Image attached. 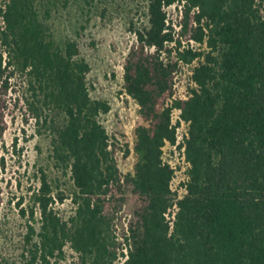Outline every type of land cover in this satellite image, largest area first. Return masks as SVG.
<instances>
[{"label": "trees", "instance_id": "16d2710c", "mask_svg": "<svg viewBox=\"0 0 264 264\" xmlns=\"http://www.w3.org/2000/svg\"><path fill=\"white\" fill-rule=\"evenodd\" d=\"M143 1L148 26L133 30L123 65V90L138 105L125 173L118 155L129 148L100 122L109 107L90 96L79 44L55 38L48 0H0V135L22 111L48 131L73 181L64 219L63 196L41 177L22 256L27 264H264V0ZM185 65L189 84L178 95ZM49 109L62 120L48 123ZM166 146L183 150L181 196ZM126 186L138 206L120 246L114 215ZM2 203L0 188V216Z\"/></svg>", "mask_w": 264, "mask_h": 264}, {"label": "rangeland", "instance_id": "374dc122", "mask_svg": "<svg viewBox=\"0 0 264 264\" xmlns=\"http://www.w3.org/2000/svg\"><path fill=\"white\" fill-rule=\"evenodd\" d=\"M52 9L49 22L58 41L75 40L82 56L89 63L86 80L90 96L106 102L108 111L100 115V122L112 139H117L129 153H119V166L125 173L134 165V128L138 119V105L123 90V65L130 45L134 41L133 30L148 26L146 4L143 0H48ZM44 4L45 0H41ZM168 15L177 30L180 18L177 5L168 8ZM199 45L195 44V48ZM202 49H205L203 47ZM191 67L185 65L178 76L177 94L183 95L189 84ZM47 121L62 120L63 115L46 110ZM178 112L175 111L174 117ZM185 131L183 125L179 138ZM50 134L44 127L22 111H15L7 118V127L0 135V188L3 203L0 216V264H27L24 254V237L33 207V194L45 176L52 195L63 196L56 201L59 215L66 219L73 210L71 201L73 181L69 169L53 158ZM164 159L177 168L172 188L174 196L184 190L180 182L185 178L186 164L183 150L176 146L164 148ZM137 199L126 186V198L114 215L115 232L123 246L127 228L135 222ZM24 210L25 214L22 213ZM118 264V262H117Z\"/></svg>", "mask_w": 264, "mask_h": 264}]
</instances>
